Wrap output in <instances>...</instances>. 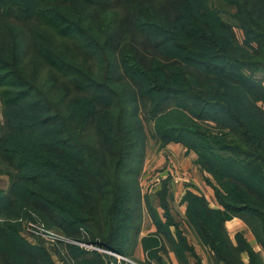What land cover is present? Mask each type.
Instances as JSON below:
<instances>
[{
	"label": "trees",
	"instance_id": "1",
	"mask_svg": "<svg viewBox=\"0 0 264 264\" xmlns=\"http://www.w3.org/2000/svg\"><path fill=\"white\" fill-rule=\"evenodd\" d=\"M229 1L246 49L206 0H0V264H53L50 250L22 233V221L37 219L126 254L143 197L120 178L138 175L144 123L181 104L222 129L195 130L206 152L199 167L215 177L206 183L221 209L186 192L191 229L214 264H264L224 227L240 218L264 251V88L253 72L264 73V0ZM168 131L177 142L186 132ZM156 243L143 240L146 249ZM70 257L108 260L75 246Z\"/></svg>",
	"mask_w": 264,
	"mask_h": 264
},
{
	"label": "crops",
	"instance_id": "2",
	"mask_svg": "<svg viewBox=\"0 0 264 264\" xmlns=\"http://www.w3.org/2000/svg\"><path fill=\"white\" fill-rule=\"evenodd\" d=\"M163 150L164 157H159L156 161L159 163L168 159L173 161L177 168L189 173L192 183H175L165 178L162 188L161 185L154 188V196L144 197L138 234L125 253L136 264H183V259L186 260V264H214L209 248L200 243L187 221V207L183 201L186 192L200 193L211 209H221L215 199L214 191L205 183L204 174L195 163L196 155L188 152L181 142L169 143ZM159 226L167 228L169 241L162 235ZM224 227L233 243L236 241V236L241 235L264 263V251L240 218H228ZM179 236L185 239V248L177 247ZM144 239H155L157 243L148 245L146 249L143 244ZM150 253H154L156 257H151ZM241 258L244 263L248 262L247 253H243Z\"/></svg>",
	"mask_w": 264,
	"mask_h": 264
},
{
	"label": "rangeland",
	"instance_id": "3",
	"mask_svg": "<svg viewBox=\"0 0 264 264\" xmlns=\"http://www.w3.org/2000/svg\"><path fill=\"white\" fill-rule=\"evenodd\" d=\"M207 4L213 11H220V15L222 18V21H225V23L231 24L233 26V32L235 37V45L239 48L246 49L247 46L244 44L243 41V35L242 32L239 30L238 26L236 25L235 21H233L230 16L235 13L236 7L230 3L229 0H206ZM245 45V46H244ZM254 76L261 78L262 86L264 88V73L260 72V69L257 67H254ZM213 84V83H211ZM216 86V85H215ZM264 108V102L262 103ZM174 107V106H173ZM172 108V107H171ZM199 117V113L197 110H195L192 106L188 104H181L177 107H174L168 111L163 112L162 114L155 117V119H152L148 123H144L143 125V133L146 135V138L141 144V154L140 158L135 161L134 164H132L133 168H135L136 174L138 172V175L134 176H128L127 177H121L120 181L122 183L121 186L123 187H129L132 194L136 189L140 190V193L144 199L146 195L154 196V188L156 186H160L162 188V185L164 183V180L167 179V181L170 179L175 183L184 182L186 183H192L191 176L188 172L181 171L179 168L176 167L175 163L171 160H165L163 163H159V161H156L159 157H164V147L174 142L173 135H169V128H175L177 131L184 130L188 132H182L179 133L176 136H179L181 139L182 145H184L185 148H187V151L192 152L196 155V164L201 166L204 161V157L206 156V152L202 150L198 144V139L195 135L196 129H202L206 130L208 129L206 126H210L212 130H208L209 132H215L219 133L222 131V129L216 127L214 122L209 121L207 125L197 122L195 118ZM205 126V127H204ZM166 139H171L166 145L163 144L161 140L158 139L160 136L159 134H164ZM178 132H174L175 135ZM195 135L192 137L190 134ZM169 136V137H167ZM197 147V148H196ZM162 149V150H161ZM200 153H199V151ZM161 150V151H160ZM138 151V152H139ZM156 161V162H155ZM201 169V168H200ZM204 174V181L206 183V179L213 180L215 183V177L209 173H205L203 169H201ZM166 178V179H165ZM6 178L2 175H0V192L5 190L6 187ZM166 183V182H165ZM183 183V184H184ZM217 183V182H216ZM199 195H203L200 194ZM131 199H134L133 196ZM134 201L131 202V205H133ZM210 208V207H209ZM33 218H37L34 215H31ZM29 221V220H26ZM26 221H22V233L25 235L26 240L28 244L32 246H41L45 248V250H50L51 259L53 264H73L75 261H71L70 253H71V247L75 246L78 249L86 252L91 253L92 251H85L81 249L79 244L72 245L74 243L66 242L61 243L59 245V242L57 243H51L50 241L44 240L40 235L39 232H36L35 230H30L29 226L37 225L35 223L40 222V220L37 219V221H31L33 223L26 225ZM41 223V222H40ZM49 231H51L53 234L59 236L60 238H67V240H74V242H88V244L96 245L94 242L95 240H98V238H92L91 235L85 231L81 230V234L77 238H71L63 234L61 231L55 228H47ZM88 233V235H87ZM62 240V239H61ZM71 243V244H69ZM61 252V253H60ZM70 252V253H69ZM64 256H63V255ZM126 254H124L125 256ZM62 257V259H61ZM127 257V255H126Z\"/></svg>",
	"mask_w": 264,
	"mask_h": 264
},
{
	"label": "built area",
	"instance_id": "4",
	"mask_svg": "<svg viewBox=\"0 0 264 264\" xmlns=\"http://www.w3.org/2000/svg\"><path fill=\"white\" fill-rule=\"evenodd\" d=\"M26 222H28V223H26V225H28V226H29V224L33 223L31 221H26ZM35 224H37V225L33 224L32 226H29L30 227L29 229L33 230V231L35 230L36 232H39V235L44 240L50 241L51 243L59 242V245L61 243H65L64 241L74 243L72 245L80 243L79 246L81 247V249H83L85 251L98 252V253L106 256L108 258L107 264H136L130 258H128L122 254L101 248L97 245L88 244V242H85V243L80 242V241L74 242V240L69 241V240H67V238H60L59 236L53 234L51 231L46 229L43 224H41V223H35ZM71 243H69V244H71Z\"/></svg>",
	"mask_w": 264,
	"mask_h": 264
}]
</instances>
